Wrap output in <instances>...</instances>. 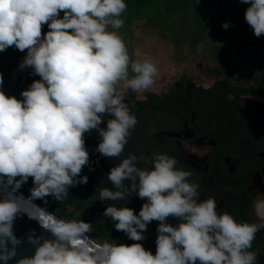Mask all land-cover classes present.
<instances>
[{"label":"clouds","instance_id":"1","mask_svg":"<svg viewBox=\"0 0 264 264\" xmlns=\"http://www.w3.org/2000/svg\"><path fill=\"white\" fill-rule=\"evenodd\" d=\"M240 2L250 5L245 20L261 37L264 0ZM127 7L125 0H0V52L12 46L27 50L20 68L30 67L41 77L21 93L23 100L0 90L3 189L14 192L31 177L30 199L52 196L63 202L70 188L88 183V176L80 174L89 163L84 134L93 129L101 138L98 153L122 155L138 123L125 102L127 92H148L158 75L151 59L130 57L117 31ZM44 24L49 31L42 36ZM222 27L228 29L229 23ZM3 83L0 74V88ZM106 114L112 118L101 128ZM140 163L148 158L129 154L112 167L107 175L112 188H99V200H126L134 193L146 200L138 215L129 207L109 205L103 216L133 241L144 240L148 224L158 221L154 255L141 243L91 239L89 222L47 215L39 222L55 239L41 243V237L29 235L35 253L17 264H258L260 250L253 249V242L264 230V193L257 191L253 199L256 222H238L217 211L215 198L200 199L192 171L178 168L175 156L155 152L151 167ZM22 211L16 198L0 200V261L5 264L21 243L13 223ZM169 217L179 222L173 226Z\"/></svg>","mask_w":264,"mask_h":264},{"label":"flooded vegetation","instance_id":"2","mask_svg":"<svg viewBox=\"0 0 264 264\" xmlns=\"http://www.w3.org/2000/svg\"><path fill=\"white\" fill-rule=\"evenodd\" d=\"M6 70L7 75L0 73L4 81L0 90L7 96L23 100L21 93L29 88L27 74L33 69L28 68L23 76L19 71L22 78L16 89V77L9 61L6 63ZM181 79L183 78L174 80L172 89L165 95L147 93L144 98H140L136 93L138 99L143 101L149 100L150 94H156L160 99L159 108L137 109V104L126 98L125 102L136 115L138 123L120 157L108 158L96 151L101 140L96 129L84 134L89 163L83 167L80 175H87L88 183L69 189L68 195L75 197V208L95 207L103 213L107 206L112 205L129 207L138 215L146 200L140 199L134 193L126 200L100 201L98 189L112 188L107 175L112 167L129 154L147 157L148 163L138 164V167L145 168L151 167L153 153L159 152L175 156L178 168L192 171L190 180L199 184L201 200L213 197L217 202V211L231 214L238 222H256L252 208L253 199L257 191L264 193V108L262 104L254 100L249 101L248 98H264L257 95L243 98L246 104L241 110L243 118L237 122L233 137L227 140L222 131L224 126L230 128L228 121H221L217 114L207 119L206 111L195 107L198 102L189 100L196 99L194 89L197 85L191 80L192 89H187L185 79L184 92L187 98L178 97L176 101L175 86ZM110 118L112 117L106 114L100 127L106 128V122ZM191 144L192 148L189 147ZM194 147L201 149L200 153L196 154ZM33 185V180H28L18 190L26 192ZM105 219L109 225L115 223L110 218ZM167 222L175 226L179 221L169 217ZM158 225V221H152L144 232L153 255L156 252ZM257 248L260 250L258 264H264V230L256 233L253 249Z\"/></svg>","mask_w":264,"mask_h":264},{"label":"rangeland","instance_id":"3","mask_svg":"<svg viewBox=\"0 0 264 264\" xmlns=\"http://www.w3.org/2000/svg\"><path fill=\"white\" fill-rule=\"evenodd\" d=\"M233 2L234 0H150L145 9L128 5L121 17L125 21L124 26L117 31L126 42L133 60L151 59L158 66L154 86L148 92L138 94L140 98H144L147 93L165 95L172 89L174 80L180 78L187 80V89L191 88V79L196 81L197 86L208 88L214 80L205 73L207 67L229 68L235 75L233 83L237 85L248 86L257 80L264 83V35L257 38L251 29L236 28L230 14ZM225 22L229 23L228 29L222 27ZM217 28L225 34L221 35ZM228 33L231 36L226 37ZM0 55V73L4 75H7L8 61L18 65L22 76L30 68H20L27 50L21 52L15 47H9L0 52ZM226 60L234 61L237 68L224 64ZM248 100H254L264 108V99L249 97ZM189 147L192 148V144ZM194 149L196 154L200 153L201 149ZM28 180L33 179L29 177ZM33 187L34 185L26 192L21 191L30 197ZM33 200L63 220L91 223L93 232L88 236L100 243L105 240L125 245L141 243L145 249L151 248L147 238L133 241L124 232L114 233L112 228H115V223L110 226L98 208H75L73 195H67L63 202L52 196Z\"/></svg>","mask_w":264,"mask_h":264},{"label":"trees","instance_id":"4","mask_svg":"<svg viewBox=\"0 0 264 264\" xmlns=\"http://www.w3.org/2000/svg\"><path fill=\"white\" fill-rule=\"evenodd\" d=\"M127 5H134L138 8L145 9L150 4V0H125ZM250 5L241 3L240 0H234L233 4L230 7V14L233 24L237 29H251L245 20V11ZM60 17H63V12L60 13ZM218 29V28H217ZM252 30V29H251ZM49 28L47 24L42 26V36L47 33ZM221 35H224L221 29L217 30ZM253 31V30H252ZM251 31V32H252ZM231 36L230 33L226 34V37ZM15 47V46H12ZM2 57L0 55V61ZM224 64H230L237 68L236 63L231 60H226ZM9 66L13 67L14 74L16 77L15 89L19 83V80L22 76L19 74L18 65L14 62L9 61ZM205 73L214 80V83L205 88L200 85L194 89L195 100L189 99L194 103L196 108L200 110L204 109L206 111V118L210 119L213 115H219L221 121H228L230 128L223 127L222 135H226V139L229 140L233 137L236 132L237 122L243 118L241 117V110L246 107L244 97L257 95L264 98V83L260 80L255 81L251 85H237L233 83L235 77L234 73L227 67L222 66L220 68H205ZM27 81L29 86L36 80H40L41 77L34 74L33 70H29L27 74ZM191 81L196 84L195 80ZM185 78L178 80L175 86V98L177 101L178 97L187 98V94L184 92ZM127 99H130V102L137 104L135 108L137 109H156L160 107V99L156 94H150V98L147 101L138 99L137 94L128 90ZM151 104V105H150ZM208 123V122H207ZM112 223V222H111ZM110 223V224H111ZM111 226V225H110ZM112 228V227H111ZM114 233H119L115 228H112Z\"/></svg>","mask_w":264,"mask_h":264},{"label":"water","instance_id":"5","mask_svg":"<svg viewBox=\"0 0 264 264\" xmlns=\"http://www.w3.org/2000/svg\"><path fill=\"white\" fill-rule=\"evenodd\" d=\"M19 191L20 190H16L13 192L11 187L3 189V187L0 186V200L14 197L18 200V203L21 205L22 209L25 210L17 216L13 223L14 235L21 241V243L16 246V256L8 260L7 264H17V261L19 259L23 257H31L34 255L36 246L29 242V235L41 237V243L44 239H55V237H53L49 231L41 227L39 220L42 221L43 219L47 218V215L52 214L57 218L62 219L51 211L50 212L52 214H49L44 210H48L47 208H45L37 201L30 199V197L26 196L21 191L19 193ZM10 193L12 197H10ZM42 207L44 209H42ZM30 215L35 218H30ZM8 247H12L10 243ZM0 264H5V262L0 261Z\"/></svg>","mask_w":264,"mask_h":264},{"label":"bare ground","instance_id":"6","mask_svg":"<svg viewBox=\"0 0 264 264\" xmlns=\"http://www.w3.org/2000/svg\"><path fill=\"white\" fill-rule=\"evenodd\" d=\"M19 193H20V191H19ZM42 209H44L43 207H42ZM46 212H48L49 214H52L49 210H46V209H44ZM53 215V214H52ZM54 216V215H53Z\"/></svg>","mask_w":264,"mask_h":264}]
</instances>
